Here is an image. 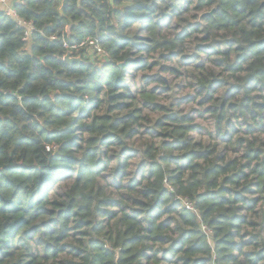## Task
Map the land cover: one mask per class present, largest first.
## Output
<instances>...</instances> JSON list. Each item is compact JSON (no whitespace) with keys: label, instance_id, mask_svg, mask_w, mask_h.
Returning a JSON list of instances; mask_svg holds the SVG:
<instances>
[{"label":"trees","instance_id":"16d2710c","mask_svg":"<svg viewBox=\"0 0 264 264\" xmlns=\"http://www.w3.org/2000/svg\"><path fill=\"white\" fill-rule=\"evenodd\" d=\"M61 4L0 10V264H264V0ZM155 52L194 114L149 124Z\"/></svg>","mask_w":264,"mask_h":264},{"label":"rangeland","instance_id":"374dc122","mask_svg":"<svg viewBox=\"0 0 264 264\" xmlns=\"http://www.w3.org/2000/svg\"><path fill=\"white\" fill-rule=\"evenodd\" d=\"M189 44V51L195 50L194 41ZM188 46V45H187ZM201 59L205 60V54H200ZM148 62L157 61L150 68L144 69H128L130 75V90L132 93H138L143 90H152L156 88L157 97L155 101L162 107L160 110H153L143 108L142 112L149 119V124L153 120L157 119L162 112L165 113L182 111L183 113L194 114V108L197 107L196 103L192 99L194 95L191 84H188L187 78L190 76L188 68H178L180 62L178 56H167L166 58H160L159 52L153 53V55L147 58ZM163 66H171L179 69V74L174 72L165 71ZM160 76L167 83L163 85L152 80L153 77ZM196 121L202 126L207 125V121L203 118L197 117ZM148 122V121H147ZM142 132H146L145 128H142ZM135 139H132V142ZM135 161V160H134Z\"/></svg>","mask_w":264,"mask_h":264},{"label":"built area","instance_id":"2783aa9c","mask_svg":"<svg viewBox=\"0 0 264 264\" xmlns=\"http://www.w3.org/2000/svg\"><path fill=\"white\" fill-rule=\"evenodd\" d=\"M23 0H0V10H2L7 16L15 21V23L24 29L23 32V40L28 41L33 31V24L31 21H27L21 18L15 10L16 3H22ZM67 46V45H65ZM80 47H87L93 50H97L101 52V48L98 45L97 40L86 38L85 40L81 41L78 45H73L72 48H80ZM186 206L189 207L187 202Z\"/></svg>","mask_w":264,"mask_h":264},{"label":"water","instance_id":"95a60500","mask_svg":"<svg viewBox=\"0 0 264 264\" xmlns=\"http://www.w3.org/2000/svg\"><path fill=\"white\" fill-rule=\"evenodd\" d=\"M66 3H67V0H62V4L60 6V11L61 12H62L64 6L66 5ZM208 13H211V11L210 12H206V14H208ZM63 59L69 64L82 63L83 62V60L79 56H73L72 52H70V51L66 52V54L63 57Z\"/></svg>","mask_w":264,"mask_h":264}]
</instances>
